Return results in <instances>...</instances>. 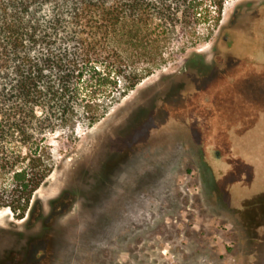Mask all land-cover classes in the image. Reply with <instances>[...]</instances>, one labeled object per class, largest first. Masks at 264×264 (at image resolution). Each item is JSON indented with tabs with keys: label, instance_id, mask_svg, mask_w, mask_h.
<instances>
[{
	"label": "rangeland",
	"instance_id": "1",
	"mask_svg": "<svg viewBox=\"0 0 264 264\" xmlns=\"http://www.w3.org/2000/svg\"><path fill=\"white\" fill-rule=\"evenodd\" d=\"M259 38L264 0H226L219 26L176 44L102 120L50 136L53 171L32 215L0 210V256L9 264H264V102L249 91L241 105L230 90L243 76L249 87L264 84V73L224 59L256 50ZM171 88L176 95L165 99ZM154 89L163 93L156 101ZM197 98L219 106L187 104ZM212 108L223 110L220 120L203 118Z\"/></svg>",
	"mask_w": 264,
	"mask_h": 264
},
{
	"label": "trees",
	"instance_id": "2",
	"mask_svg": "<svg viewBox=\"0 0 264 264\" xmlns=\"http://www.w3.org/2000/svg\"><path fill=\"white\" fill-rule=\"evenodd\" d=\"M225 3L0 0V210L32 215L53 171L50 136L102 120L176 44L219 26Z\"/></svg>",
	"mask_w": 264,
	"mask_h": 264
},
{
	"label": "flooded vegetation",
	"instance_id": "3",
	"mask_svg": "<svg viewBox=\"0 0 264 264\" xmlns=\"http://www.w3.org/2000/svg\"><path fill=\"white\" fill-rule=\"evenodd\" d=\"M224 39L226 40V42L228 41L227 36ZM240 44H241V46H244L242 40H240ZM251 47H253V46H251ZM254 49H256V50L249 51V50H241L240 49V51H236L235 53H233V55H235V56H232L231 52H224V54L227 55L224 57V59H227L230 61L234 60L237 63L236 66L239 67L240 69L242 68V70H245V69H249L251 71L255 70V71H257L256 72L257 74L258 73H264V39L263 38H261V39L259 38L256 40ZM257 74H255V75H257ZM240 79H242L243 83L239 84V86H237L236 88H233V86H231L230 90L234 89L237 97H239L238 99H240L241 105H242L243 101L245 104L249 100H251V98H253V97L254 98L252 99V101L253 100L256 101V100H258V97H261L262 102H264V87H263L264 84L254 83L253 85H250V87H249L248 84L244 83L245 76L241 77ZM210 85L208 88L209 91H213L217 87V85H214V84H210ZM176 91L177 90L175 88L174 89L171 88L168 91H166L165 92L166 95H164L165 99L166 98L171 99L173 96L176 95V93H177ZM249 91H253V93H252L253 97L250 96ZM159 93H161V95H163L162 92H158V90L154 89V91L151 94H149V96H148V94L146 95V98L143 101H146L148 99L156 101ZM203 101L204 100L198 99V98L197 99H191L187 104L189 106L192 105L193 107L204 106L205 109H208L209 107L216 106V105L219 106V101L217 102V104L215 103L214 100H210L211 102L209 100H205L204 102ZM220 102L223 103V101H220ZM222 113H223V110H222ZM222 113H221V111H217V109L212 108L210 111H208V113H206L203 116V118L205 120H208V121L220 120L219 118H220V116H222ZM237 136H238V134L236 133L235 137H237ZM218 153L219 152H217V154Z\"/></svg>",
	"mask_w": 264,
	"mask_h": 264
}]
</instances>
